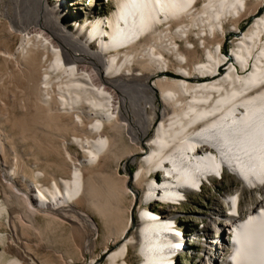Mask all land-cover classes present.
<instances>
[{"label": "bare ground", "instance_id": "1", "mask_svg": "<svg viewBox=\"0 0 264 264\" xmlns=\"http://www.w3.org/2000/svg\"><path fill=\"white\" fill-rule=\"evenodd\" d=\"M111 2L0 0V264H52L37 219L91 252L83 205L105 264H264V0ZM229 174L198 215L175 209Z\"/></svg>", "mask_w": 264, "mask_h": 264}, {"label": "rangeland", "instance_id": "2", "mask_svg": "<svg viewBox=\"0 0 264 264\" xmlns=\"http://www.w3.org/2000/svg\"><path fill=\"white\" fill-rule=\"evenodd\" d=\"M115 7H116L115 0H112L111 4L101 8V11L111 12L115 9ZM263 10L264 7L260 9V12H262ZM252 19H253L252 17L243 19L239 25V31L240 32L244 31L247 28V26L250 24ZM70 25H72V23H70ZM239 31H237V33H239ZM235 36L236 35L233 32L227 34L222 48L223 53L227 54L230 51L233 45V41L235 40ZM201 55L202 52L199 53V56ZM71 151L79 153V150L76 146H71ZM29 157H33V156L29 155ZM40 162H43V159H41ZM110 166H111L110 168L111 170L118 168L119 173L121 175L125 174V172L128 175H132L138 168V163L131 162L126 158H122L117 164V167L112 162L110 163ZM153 172L157 173L158 177L161 179L162 177L161 172L158 171H153ZM237 181L238 180H236L232 175L229 174L223 180L216 179L214 182V186L205 183L201 191L196 193H190L187 197L188 200L184 202L182 205L179 206L175 205V209H177L182 214H184L185 220L187 221V219L189 218V213L198 215V212H201L202 208L205 205L209 206L213 204L216 198L222 197L229 187L237 186L239 184ZM154 204H153L154 210L163 211L168 209L165 203L155 202ZM77 209H81L82 211L88 213L97 223L98 232L95 235L92 234L94 235L93 237L96 238V245L91 250V252L83 251L82 256L80 257L76 256L74 255L73 251L75 244H77L79 241V238L75 233H73V230L70 228V223L66 219L61 223H57L56 225L50 223L47 224V221H43V220L41 221L40 219H37V223H36L37 226H40V228L43 229H45L46 226L48 228L45 231L46 232L45 237L48 238L49 240L46 243L49 248L48 254L51 263L58 264V261L60 260H62V262H65L72 258H75V261L71 264H82V262L89 261L91 258H93V256L98 255V257L100 258L99 260L100 264H105L107 255L103 254V251L105 246L104 240L106 238L105 236L107 234V228L105 227L101 217L92 208L83 205V206H77ZM137 213L138 212L136 211V209H134V217H133L134 219ZM33 243L37 245L36 241H34ZM110 248H114V245L111 244ZM46 257H47V253H46ZM127 260L132 264H138L141 261V257L138 256L136 248L129 249ZM186 261L188 263L189 259L186 258Z\"/></svg>", "mask_w": 264, "mask_h": 264}]
</instances>
